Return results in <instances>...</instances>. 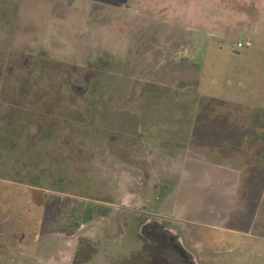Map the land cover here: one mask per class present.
I'll return each mask as SVG.
<instances>
[{
	"label": "rangeland",
	"instance_id": "obj_1",
	"mask_svg": "<svg viewBox=\"0 0 264 264\" xmlns=\"http://www.w3.org/2000/svg\"><path fill=\"white\" fill-rule=\"evenodd\" d=\"M108 54L89 94L85 66ZM253 107L264 0H0V264H73L81 245L85 264H159L161 232L179 229L221 264H264V165L234 176L223 151L249 143ZM63 112L62 146L40 139Z\"/></svg>",
	"mask_w": 264,
	"mask_h": 264
},
{
	"label": "trees",
	"instance_id": "obj_2",
	"mask_svg": "<svg viewBox=\"0 0 264 264\" xmlns=\"http://www.w3.org/2000/svg\"><path fill=\"white\" fill-rule=\"evenodd\" d=\"M111 65H112V59H111V56L108 54L106 56L99 57L95 61L89 62L85 66V72L83 73V77L85 78L86 84H91V87L89 88L85 87V89L88 90L89 94L96 95V92L99 91V88L102 83L101 77L105 73H107V70L109 67H111ZM90 104L91 102L89 103L87 102L88 106H90ZM82 113L83 112L79 114L78 118H80L82 122H86L87 116H88L86 109H84L85 115ZM60 117H63L64 120H66L67 113L65 112L56 113L52 117L47 118V124L43 127L42 132L39 134L40 139L49 140L52 138L56 140V142L59 144V145L57 144L58 146H62L61 144L62 137L56 138V136L58 135L57 133L58 123L57 122L59 121ZM247 123H249V125L243 126L242 128V131H243L242 138L244 140L248 139L249 143L245 145H242V143H240L236 148H233L229 146L230 143L228 144L226 142V144H224L225 150L223 151L225 155L229 156V158L235 155L236 158H241L242 160H245L249 165H256V164L264 165V108L253 107L250 110L249 120ZM63 144H64V141H63ZM65 180H66L65 176L60 175V174L59 175L57 174L54 177L47 176L46 178H42L40 176L34 175L29 180H26L23 178L22 182L27 183L32 186H40L44 188L47 184H50L49 182L54 183L55 185H58V186H62ZM80 210H81V207H80ZM95 211H96V208L94 206H90V205L86 206L83 214H79L78 227L81 225L82 219L83 221L91 220L96 213L100 212V208L98 212H95ZM102 214H106V213L103 212Z\"/></svg>",
	"mask_w": 264,
	"mask_h": 264
},
{
	"label": "flooded vegetation",
	"instance_id": "obj_3",
	"mask_svg": "<svg viewBox=\"0 0 264 264\" xmlns=\"http://www.w3.org/2000/svg\"><path fill=\"white\" fill-rule=\"evenodd\" d=\"M183 225H187L188 228L192 230H198L201 231V236H206V234H203L205 229L214 228L215 230H225L224 227H221L220 225L213 224V223H202L199 221H194L190 219H186L183 221ZM182 224V223H181ZM190 225H193L194 228L190 227ZM149 226L146 227V230L149 231ZM185 228V227H183ZM202 229V230H201ZM227 230V229H226ZM230 231V230H228ZM233 232V231H232ZM161 242H162V251L160 255H156V257L153 255L151 256V262L154 263L155 260L158 261L159 264H221L225 263L228 259H231V256H222L218 255L221 252L220 250H213L211 247H205L213 244L211 241L203 240L202 247H199V244L190 245L188 246L186 244L185 238L183 236V233L181 230H176V233L169 232L168 230L162 231L161 234ZM246 234V233H241ZM194 241V239H191ZM82 245L79 246L77 253L74 257L73 264H85L89 261V259L93 256V253L89 252L87 253L85 259L82 260L83 257H81L82 254ZM228 252H235V249H229ZM87 256H89L87 258ZM212 258V259H211ZM227 259V260H226ZM155 264V263H154ZM226 264H230L227 262Z\"/></svg>",
	"mask_w": 264,
	"mask_h": 264
},
{
	"label": "crops",
	"instance_id": "obj_4",
	"mask_svg": "<svg viewBox=\"0 0 264 264\" xmlns=\"http://www.w3.org/2000/svg\"><path fill=\"white\" fill-rule=\"evenodd\" d=\"M239 160H241L240 163H241V165H242V167L240 168L241 170L239 169V170H240V171H239L240 173H241V172H245V168H246V167H254V165H249L245 160H242L241 158H239ZM241 165H240V166H241ZM234 176H242V173H241V174H238V175H234Z\"/></svg>",
	"mask_w": 264,
	"mask_h": 264
},
{
	"label": "built area",
	"instance_id": "obj_5",
	"mask_svg": "<svg viewBox=\"0 0 264 264\" xmlns=\"http://www.w3.org/2000/svg\"><path fill=\"white\" fill-rule=\"evenodd\" d=\"M247 45H249V43H247V42H239V43H237V48L238 49H242V48H245V47H247Z\"/></svg>",
	"mask_w": 264,
	"mask_h": 264
}]
</instances>
